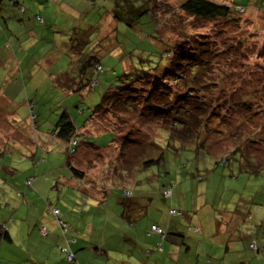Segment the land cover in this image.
<instances>
[{
    "label": "rangeland",
    "instance_id": "obj_1",
    "mask_svg": "<svg viewBox=\"0 0 264 264\" xmlns=\"http://www.w3.org/2000/svg\"><path fill=\"white\" fill-rule=\"evenodd\" d=\"M190 16L193 19L198 18L193 15ZM81 20H83L81 30L79 29L76 32L77 35L86 32L89 36H95L96 34L98 36L99 34L101 37L106 35L112 37L113 21L116 20L114 14L106 17L99 9L83 7L82 18L79 21ZM195 27L197 34H207L206 37L211 38L209 42L212 47L222 53L218 56L216 53H209L210 56L214 57L206 68L213 71L209 75L210 84L203 87L201 94L204 95L206 92L216 89L221 81L238 77L244 72H247L248 77H253V72L248 71V68L245 67L246 64L255 70L254 79L257 82L264 79L260 75L264 72V67H261L264 56H260V52H264V31L257 30L253 32L247 30L248 34L245 36L243 34L245 30H242L238 20L225 22L223 17L214 20L207 19L205 23L195 25ZM213 28L215 30L211 31L210 29ZM250 28L251 25H249ZM3 34L5 35L4 39L2 38ZM76 34L73 30V36ZM5 39L6 34L3 31L0 32V60L5 55L3 53L4 48L7 47V40ZM103 42H105L104 39ZM105 55L108 56L107 60H105ZM102 56L104 70L99 73L97 81L103 91H100L99 88L96 89L98 98L91 104L85 100L84 91L83 96L79 93H72V96H69L64 103L63 108L58 107L56 103L52 102L53 98L43 95L47 91L46 87L39 88L40 95H43L41 102H37L39 100H35L32 95L38 88L28 87L30 97L28 101V93L26 94L25 88L17 85L9 77L6 81V89L8 90H5L6 95L9 97H7L8 102L5 103L4 108L10 113H14L4 115V120H2L4 124L10 127V124L13 123L11 118L14 117L17 111L21 114V119L27 118L26 115L31 117L37 111L36 109L42 106L41 103L46 102L43 108L47 109L51 118L58 117V113L66 107L71 112L70 114L78 127V138H82L81 131L84 132L82 125L85 123L86 118H89L93 108L100 103L105 90L115 85L119 86L121 83L120 77L123 72L120 58L123 55H121L120 48L119 50L111 49ZM113 57L115 58L114 62H112ZM5 63L7 64V61ZM105 64H107V67H105ZM3 68L5 69V67ZM11 73L1 70L0 81L6 75L10 76ZM213 76L216 78H213ZM10 81L14 83L11 91H9ZM0 88L2 91L5 89L1 86ZM48 90L49 96L52 97L54 91ZM87 92L92 93L93 88L91 87ZM54 98L58 99L60 97L55 95ZM75 100L78 101L79 108L75 107ZM47 104L50 107L49 109L46 106ZM32 106H34V110ZM223 112L222 109L220 113H216L214 109L209 110L204 117L203 121L208 120L207 133H205L206 138L202 137L200 141L204 142L205 148H209L217 157V155L228 154L237 146L244 147L243 150L246 151L248 157L253 153L252 157L255 164L256 162L264 164V141L262 139L264 138V124L261 123L264 116L258 113V115L255 114L250 120H247L248 124L243 122L236 124L232 119L225 118ZM129 113L135 114V111L115 112L106 116H97L94 121L101 119V122H93L95 125L92 131L90 130L92 134L97 135L87 137L99 144L101 148L88 145L86 148H82L81 151L78 150L76 154H71L67 148L58 147L56 144L52 150L42 152L39 159L40 163L43 162L41 166L32 165V162L30 163L26 156L23 158L24 156L20 152L15 156L14 164L17 165L15 166L20 171L17 179L10 180L9 190L7 191L11 192L6 198L10 203L25 206L18 216L20 225L23 224V228L24 223L35 225L36 221L39 220L40 224L44 223L49 228L48 234H46L47 237L57 235L64 237L62 228L58 223V217L54 215L51 209H48L47 200H50L61 209L63 218L70 224L71 228L80 232L82 238L100 239V233L106 232L103 228L106 227L105 223L107 221L117 228L122 224L119 218L128 223L129 221L121 217L124 209L126 214L131 212L132 216H135V221L131 226L135 239H150L152 235H148V228L152 223L159 224L164 228L165 233L169 234L168 238L164 240L166 242L164 247L166 246L167 250L165 253H161L165 256H172L170 250L173 247L168 248V245L169 242H171L170 244L174 242L180 246L181 255L186 254L185 249L190 245L193 246L194 250L198 249L197 254H200L201 260H204L206 255L203 252L210 249V246L206 243L207 239L198 241L203 238L204 234L208 235V232H203V225L209 226L213 230L216 222L225 223L230 222V220L243 226L246 225V227L263 226L256 235L257 241L253 238L257 247L264 245L262 242L264 240V167L259 169V172L245 169L235 159L225 165L216 164L215 157L210 153L198 152L197 147L193 146L194 144H189L188 147L181 144L176 146L177 148L167 147L168 137L166 134H163L161 138L163 144L156 141L157 144L163 147L160 150L161 152L156 155L153 153L155 147L146 151L144 146H147L148 143L153 144L154 138L159 136L157 131L161 127L160 123H146L145 120L137 119V115H134L133 122L135 123L132 124L129 121ZM3 125L0 126L2 129L0 134L6 132L3 130ZM137 126L141 129L137 130ZM109 130L115 131L116 136L112 142L104 146L108 141H111ZM122 136H128V143H124ZM255 137L259 140L254 141ZM250 138L251 141H248ZM243 140H246V142H243ZM70 154L73 156L74 165L83 171L85 177L83 180L73 177V173L66 163ZM143 156H153L155 162L151 163L149 167H144L138 171L141 168ZM159 156H161V162H157ZM136 171L138 172L136 173ZM31 174L34 176V188L32 189L25 184L26 178ZM137 174L140 181L137 180ZM198 176H201V179ZM136 180L138 183H135ZM175 181L178 182V185L173 188L172 198L165 199L162 189L167 183ZM102 182L104 185H102ZM122 182L130 183L128 188L133 190L134 194L132 196L125 197L122 189L126 186H123ZM94 190L98 191L97 196L104 199L103 193L101 194L103 190L108 199L104 203H98L97 198L93 197L94 194L91 192ZM28 191L30 193L36 191L35 197H41V199L39 198L33 204L32 200L26 195ZM25 196L27 197L24 203ZM122 200L133 207L130 212L127 211L126 205L124 209L122 208ZM2 202L8 203L5 197ZM27 202L33 204L31 205L32 208ZM12 207L11 204L9 207L2 206L0 211L11 210ZM171 207L180 208L184 213L172 216L169 213ZM44 212L47 217L43 216ZM6 221L9 222L8 216ZM175 224H179L178 226L181 227L184 236L194 238L199 243L194 242L193 245L188 240H179L182 238L170 234L173 231L168 227ZM52 225L56 226V231H52ZM101 225L102 228L100 229ZM123 227L127 231L126 225L123 224ZM40 228L41 226L38 227L39 232L43 234ZM90 228L94 230H89ZM108 228L111 229L110 226ZM83 231L85 232L83 233ZM200 232L201 235H199ZM21 234V228L19 232L13 234L16 242L21 241ZM106 234L108 235L107 232ZM40 239L42 237L33 236L31 241L38 243ZM62 240L64 241V239ZM183 242L188 245H183ZM59 247H66V243L58 246L53 258L63 256V260L67 262L65 253L61 252ZM257 247L252 249L253 247L250 246L249 249L255 256L257 255Z\"/></svg>",
    "mask_w": 264,
    "mask_h": 264
},
{
    "label": "crops",
    "instance_id": "obj_2",
    "mask_svg": "<svg viewBox=\"0 0 264 264\" xmlns=\"http://www.w3.org/2000/svg\"><path fill=\"white\" fill-rule=\"evenodd\" d=\"M21 6H24V9H21ZM82 11L83 7H78L76 0H0V32L3 31L6 34L5 40H7V47L3 50L5 55L0 60V71L12 72L10 76L6 75L1 79L2 83L0 81V86L5 88L3 91L0 88V126L4 124L2 121L4 115L10 113L4 108L5 103L8 102L7 97H9L5 93V90H8L6 81L9 77L17 85L24 87L26 94L28 87L38 88L32 94L35 100H39L37 102L42 101L43 95L53 98L55 92L56 94H65L68 98L72 96V93L84 95L83 92L74 90L79 86L77 77L84 58H86V52L80 48V45L76 49L72 44L73 30L76 34L82 26L83 20L79 21L82 18ZM38 14L44 18L45 26L40 25ZM2 38H5L4 34ZM100 38L104 37L100 36ZM105 48H107V44ZM98 54L101 55L99 52ZM3 60L7 61V64ZM70 81L74 82V86L69 85ZM10 83L9 91L13 89L14 85L12 81ZM40 87L47 88L43 95H40ZM48 89L54 91L52 97L49 96ZM27 96V99L30 98L29 93ZM75 102L78 101L75 100ZM36 110L31 117L26 115L25 119H21V114L17 111L11 118L13 123L10 124V127L4 124L3 130L6 132L0 134V200L3 201L5 197L6 201L13 206L11 210L0 211V223L7 224V229L12 237L11 241L0 244V264H67L63 260V256L53 258L58 246L66 243V239L58 235L43 236L38 229L39 220L35 225L24 223L23 228L18 216L25 206L10 203L7 199L11 192L7 191L10 180L17 179L20 171L14 164V158L19 152L24 156L23 158L26 156L31 163L34 159H39L42 152L52 150L56 144L58 147L69 148V142L58 137L56 133V122L59 116L51 118L50 115L41 111V108ZM91 125L95 124H91V120H89L87 125H82V129L86 128V131H90L94 127ZM1 130L0 127V132ZM81 132L83 133V130ZM42 164L43 162L38 165ZM35 193L36 191L32 193L28 191L26 194L33 204L39 198L41 199V197H35ZM93 197L97 198L98 196L93 195ZM7 216L9 222L6 221ZM43 216H46L45 212ZM40 218L42 219V216ZM124 222L127 231L123 235L112 229L109 232L106 231L108 235L105 231V233L101 232L100 239H89L80 237L79 232L78 241L72 245L79 264H138L139 260L143 261L144 255H141V248L152 250L156 242L159 241V237L153 234L150 239H135L131 227L133 223H127L125 220ZM44 225L48 230V226ZM203 226V232H208V235L204 234L203 238L197 240L207 239L206 243L210 246V249L203 252L206 255L204 260H201L200 254H197L198 249L194 250L193 246L191 247L185 242L183 245L188 246L184 256L181 255L182 251H179L180 246L174 242L172 244L169 242L168 245V248L173 247L170 250L172 256H165L161 254L167 250L166 246L164 247L166 242L163 240V250L159 252L152 250L151 257L145 260L146 264H201V262L205 264H264V253L258 257L249 250L250 243L254 238L257 241L256 235L263 226L246 227V225L243 226L232 220L225 223L216 222L213 230L209 226ZM34 227L35 229H33ZM20 228L22 239L16 242L13 234L19 232ZM51 228L52 231H56L55 225H52ZM180 228L178 224L168 227V229H172L173 235L182 238L179 240H188L191 244L199 243L194 238L184 236ZM91 229L93 228L89 230ZM201 234L200 232L199 235ZM33 236H40L42 239L38 243L32 242ZM61 239L64 241L62 240V242ZM262 242L264 243V240Z\"/></svg>",
    "mask_w": 264,
    "mask_h": 264
},
{
    "label": "trees",
    "instance_id": "obj_3",
    "mask_svg": "<svg viewBox=\"0 0 264 264\" xmlns=\"http://www.w3.org/2000/svg\"><path fill=\"white\" fill-rule=\"evenodd\" d=\"M13 2H15V1H13ZM212 7L213 6L208 4L206 2V0H194V4L192 6L181 5L182 10H184L186 13L193 15V16H196V17H208V16H210L211 14L209 13V9ZM20 8L24 9V6H21ZM114 17H115V15H114ZM220 17H222V16L217 14L215 16H211L210 19L214 20V19H218ZM38 18H40V21H41L40 25L45 26L44 18H42V16L40 14H38ZM46 25H47V23H46ZM4 26H5V24H4ZM115 32H116V28H113V33H115ZM198 35L200 37V40L202 41V43L200 44V47L202 49L206 50L203 53V58H204V60L207 61V63L205 64V63L195 62L192 64V67L194 70L200 69L202 71L203 75L200 78L206 79V83L199 84V86H197V84L186 85L182 90L174 91L173 90V84L167 83V82L168 81L178 82L181 80V75L177 74V73H169V75L165 78V82H166L167 88H168V95L163 96V95H161V82L159 80H155V81H153L151 79L141 80L139 78H136L134 80H130L128 78L131 75V73L133 71H135V69L131 66H125L126 57H125V54L121 51V55H123V57L120 58V63H121L123 73L121 74V77H120V80H121L120 85L119 86L115 85L114 87H110V88L105 90L100 103H98L93 108L92 113L89 115V118H86L85 123L83 125H87L88 124L87 122H89V120H91V124L93 122H95V123H97L98 121L101 122V119L94 121L98 115L106 116L107 114H110V113L114 114L115 112L125 113V112H129V111H135V115H137V119L139 118V119L145 120L146 123H148V122L160 123V126H161L160 128H158V131H157L158 132L157 134L159 136L154 138V140L152 141L153 144L148 143L147 146H144L146 151H147V149L149 151V149L155 147V150L153 151V153H155L157 155L159 152H161L160 150H161V148L163 149V147L160 144H157V142L163 144L161 138H162L163 134H166L168 137L167 138V147L177 148L176 146H179L180 144L183 146L186 145V147H188L189 144H194L193 146L197 147L196 150L198 152L210 153L213 157H215V154L212 153V151H210L209 148H205L204 142L200 141L202 137L204 139L206 138L205 133H207L206 127L208 126L207 125L208 120H206V122H205V121H203V119L206 116V114L208 113L209 109L203 107L201 105V103L197 102V100L195 98L202 96L203 94H201V93H202L203 87L205 85L210 84L209 75H210L211 71H213V70H208L206 67L212 62V58L214 56H210L209 53L210 52L216 53L217 56L219 54H222V53L219 50H216L215 48L212 47V45L209 42V40H211V38H207L206 37L207 34H198ZM110 38H111V40H116L119 43L118 37H116V36L108 37V35H106L103 39L106 42V41H109ZM103 39L100 38L99 34H98V36H97V34L95 36L94 35L89 36V34L86 32H83L82 34H78V35L76 34L75 36H73V38H72L73 48L77 49L78 46L80 45V48L86 52V54H85L86 58H84V63L81 65V67L79 69V75L77 77V78H79V83H78L79 86L75 88V90H74L75 92H84L85 90L90 89L91 88L90 85L92 83L93 78L98 80L99 79L98 78L99 73L104 70L103 66H102V59H103L102 55L107 54V53H105L103 51L106 47V43L103 42ZM83 40L86 41V43H84ZM107 48H108V45H107ZM98 49H99V51H97ZM110 49L119 50V47H115V46L111 47L108 49V52L110 51ZM94 52H97V53H94ZM98 52L101 53V55H99ZM260 54H261L260 56H264V52L261 51ZM174 55H178L183 60V63H190V54L185 49H180V51L178 53H174ZM144 59L145 58H142L139 56L137 57V60L139 63H143ZM97 65L100 66L99 71H97L98 70ZM177 67H179V65H177ZM143 71H147V69L145 68V69H143ZM55 95H58L60 98H58V99L54 98ZM169 97H171L172 103H169ZM67 98L68 97L65 94H63V95L61 93L56 94V92H55L52 101L54 102V104L56 103V106H58V107L61 106L63 108V106L65 105L64 103L66 102ZM45 104H46V102H43V104L41 103L42 106L40 105L41 106L40 108L42 109L41 111L45 112V114L49 116L50 113L47 111V109L43 108V106ZM177 105H178V107H177ZM46 106L48 108V104ZM75 107L79 108V105L76 103ZM40 108H39V110H40ZM32 109L34 110V106H32ZM70 113L71 112L68 109L62 110L61 112L58 113L59 117H58L57 122H56V133H57L58 137L69 142V144H70L68 151L71 154H76L78 150L81 151L82 148H86L88 145H94L96 147L101 148V146H99V144L88 139L89 135L94 136L97 134H95V133L92 134V132L86 131V128H85L84 132L82 133V135H83L82 138H78V127L75 123L74 118L71 116ZM178 113H182V115L178 114ZM258 113L259 112L253 113L248 118V120H250V118L253 117V115L254 116H255V114L258 115ZM133 123H135V122H132V124ZM248 123L249 122L247 121V124ZM91 126H94V125H91ZM136 129L140 130L141 127L137 126ZM91 131H92V128H91ZM102 132H100V133H102ZM108 132L110 133L109 139L111 141H108L104 146H106L109 142H112L116 136L115 131L109 130ZM122 137H123V140L125 141L124 143H128V139H129L128 136H122ZM262 139L264 141V138H262ZM258 140L259 139L255 137L254 141H258ZM248 141H251V138ZM243 142H246V140H243ZM170 145H173V146H170ZM72 148L74 149V151H72ZM243 149H244V147H238L237 146L234 149H232L231 152H228V154H225V155L223 154L222 156L217 155V157H215L216 158V160H215L216 164H224L225 165V164H228L232 160L235 159V160L239 161L240 166L242 165V168L250 169V170L259 172V169H262V167H264V164H258L257 162L255 164L253 162L255 160L252 157L253 153L250 154V156L248 157L245 153L246 151ZM71 154H70L69 158L67 159L66 163L69 166V168L71 169V171L73 173V177L83 180L85 178L83 175V171L79 170L74 165V163H73L74 159L72 158L73 156ZM143 157L144 158L142 160L141 168L138 171H140L144 167H149L151 165V163L155 162V159L153 158V156H151V157L143 156ZM39 159H34L32 162V165H38L40 163ZM161 161H162L161 156H159L157 159V162H161ZM249 165H251V166H249ZM138 171H136V173ZM136 177H137V180L140 181L138 174ZM198 178L201 179V176H198ZM137 180L135 183H138ZM25 184H27V187H29L30 189L34 187V176H32V174L29 175L28 178H26ZM121 184L123 186H126V187H123V189H122L125 197L126 196L130 197L134 194L133 190L128 188V184H130L129 182L128 183L122 182ZM102 185H104L103 182H102ZM177 185H178V182L175 181V182H169L164 186L162 191H163V195H164L165 199L172 198L173 188L177 187ZM127 190L130 192L129 194H126ZM168 190L170 192L169 194L166 193ZM106 191H107V188H106ZM17 192L20 193L18 190H17ZM88 192H89V190H88ZM97 192L98 191L94 190L93 194L95 196H97ZM101 194L104 195V199H102L100 196H98L96 199L98 203H104L108 199V196H106V193L103 190H102ZM26 197L27 196H25L24 203L26 201ZM47 201H48L47 202L48 209H51L52 211H53V209H58L60 212V216H58L59 219L62 222L67 224V232L63 233V236L66 239V246H68V248H67L68 251L73 252V254L75 255V261L77 264H79L80 262L78 260L77 255H76V251L72 248V245L78 241L79 231L77 229H73L70 227V224L63 218L62 211L59 207L55 206L50 200H47ZM27 203H28V205H32L29 202H27ZM98 203H97V205H98ZM127 203H125V200H122V202H121L122 208L124 209V207L126 205L127 211L130 212V208L132 206L128 205ZM2 206H6V207L8 206L9 207L10 204L9 203H3L2 201H0V207H2ZM124 211H125V209L122 211L121 217H123L124 219H126L127 221H129L131 223H134L135 216H132V213L126 214ZM169 213L173 216V215H182L184 212L180 208L171 207L169 209ZM56 217H57V215H56ZM119 220L121 221L122 224H120L118 226V228L110 225L109 224L110 222L107 221L105 223L106 227L104 226L105 228H103V229H105L104 231L109 232L110 228H108V227L110 226L111 227L110 231L113 229V230H116L118 233L120 232V235H123L125 232V228L124 227L122 228V226H123V224H125V222L121 218H119ZM42 225H44V224L43 223L39 224V227ZM153 225H158L162 229L163 234L158 233L155 230H152ZM260 226L261 225L252 226V227L255 228V227H260ZM101 227H102V225H101ZM197 229H198V227H197ZM147 233H148V235L155 234L159 237V241L156 242V244L152 250H154L156 252L163 250L162 241L165 240V238H168V235H169L168 233H165L164 228L159 224L152 223L151 226L148 228ZM47 234H48V230H47ZM170 234H172V233H170ZM42 235L46 236L44 234H42ZM11 240H12V237H11L9 230L7 229V224L6 223H0V244L2 242L11 241ZM252 242L256 243L255 239ZM63 248L59 247V250L61 252L65 253V255H66V251H64ZM254 248L255 247H253L252 249H254ZM141 249H142L141 255H144V259L142 261V260H139L140 258L138 257V260H139L138 264H146L145 260L151 257L153 251L151 249H147V248L146 249L141 248ZM256 250H257L256 256L259 257L261 254L264 253V245H262L261 247H257ZM67 262H68V264H74L73 262L69 261L68 259H67ZM201 264H205V263L201 262Z\"/></svg>",
    "mask_w": 264,
    "mask_h": 264
},
{
    "label": "clouds",
    "instance_id": "obj_4",
    "mask_svg": "<svg viewBox=\"0 0 264 264\" xmlns=\"http://www.w3.org/2000/svg\"><path fill=\"white\" fill-rule=\"evenodd\" d=\"M206 2L213 6L209 9L211 15L193 19L182 10L181 5L192 6L194 0H83V2L76 0L78 7L99 9L106 17L115 15L113 27L116 28V32L111 35L118 37L119 43L110 38L105 42L108 48H105L104 52L108 53L111 47H119L126 57L125 66L135 69L128 78L159 80L163 96L168 95L165 78L169 73L181 75L180 81L167 82L173 84L174 91H180L186 85L199 86L206 83V79L200 78L203 75L202 71L194 70L192 67L195 62H207L203 58L206 50L200 47L202 41L195 25L205 23L211 16L218 14L225 22L238 20L242 30H245L243 31L245 36L248 34L247 30L264 31V0H206ZM180 49H185L190 54V63H183L178 55H174ZM138 56L145 58L143 63L138 62ZM107 59L108 56L105 55V60ZM114 60L113 57L112 62ZM245 67L253 72V77H248L247 72H244L238 77L221 81L216 89L196 97L197 102L209 110L214 109L216 113L223 109L225 118L232 119L236 124L241 122L247 124L253 113L259 112L264 116V79L257 82L254 79L255 70L247 64ZM261 67H264V61L261 62ZM145 68L147 71H143ZM260 75L264 77V72ZM69 85L74 86V82L70 81ZM90 87L93 88L92 93L85 90V100L89 104L98 98L97 88L103 91L95 78ZM169 103H172L171 97ZM134 115L128 114L130 123L134 121ZM261 123L264 124V120Z\"/></svg>",
    "mask_w": 264,
    "mask_h": 264
},
{
    "label": "built area",
    "instance_id": "obj_5",
    "mask_svg": "<svg viewBox=\"0 0 264 264\" xmlns=\"http://www.w3.org/2000/svg\"><path fill=\"white\" fill-rule=\"evenodd\" d=\"M99 68H100V66L97 65V69H99ZM72 151H74L73 148H72ZM129 193H130V192L127 190V191H126V194H129ZM166 193L169 194V193H170L169 190H168ZM53 212H54L55 215H57V217L60 216V212H59L58 209H53ZM58 219H59V217H58ZM59 224H60V226H61V228H62L63 233H66V232H67V224L64 223V222H62L60 219H59ZM40 230H41V232H42L44 235L47 234V228H46L45 225H42L41 228H40ZM152 230H155V231H157L158 233L163 234L162 229H161L158 225H153V226H152ZM251 247H255V248H256V245H255L254 242H252ZM62 248H63V247H62ZM67 248H68V246H66V247L63 248V250L66 251V258H67L69 261L73 262L74 264H77L76 261H75V255L73 254L72 251H68Z\"/></svg>",
    "mask_w": 264,
    "mask_h": 264
}]
</instances>
